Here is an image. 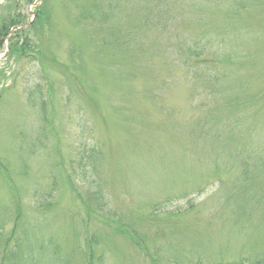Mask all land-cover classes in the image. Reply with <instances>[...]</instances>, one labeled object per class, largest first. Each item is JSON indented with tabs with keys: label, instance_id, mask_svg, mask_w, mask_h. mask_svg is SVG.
<instances>
[{
	"label": "rangeland",
	"instance_id": "374dc122",
	"mask_svg": "<svg viewBox=\"0 0 264 264\" xmlns=\"http://www.w3.org/2000/svg\"><path fill=\"white\" fill-rule=\"evenodd\" d=\"M17 1L48 10L36 59L0 43V264H256L264 0Z\"/></svg>",
	"mask_w": 264,
	"mask_h": 264
},
{
	"label": "trees",
	"instance_id": "16d2710c",
	"mask_svg": "<svg viewBox=\"0 0 264 264\" xmlns=\"http://www.w3.org/2000/svg\"><path fill=\"white\" fill-rule=\"evenodd\" d=\"M10 0H8L7 4H6V15L4 17H2V22L0 23V43L4 40V38H6L11 31L14 28L20 27L23 24H25V15L23 14H19V12H15L16 8L19 6V3L17 1V6L14 7L13 5H9ZM82 11H86V7L82 6L81 7ZM48 9L46 8V5H42L38 8L37 10V18L30 23L29 25H27V27L30 29H25V27L22 29H17L15 31L12 32L11 36L9 37V45H10V54L12 56H15L17 58V60H20L22 58H33L36 59L37 55H36V51L31 50V46L33 44H35L34 48H39L40 45H43L42 43L38 42V39L36 37L35 34H37L38 30L36 28V24L38 22L39 19L44 20L45 18V11H47ZM86 18H88V15H85ZM43 38V37H41ZM206 47L208 48L209 52H212L211 49L208 47V45H202L199 47V44H196L195 47H189V51H190V56L191 57H195L197 59H202L203 56L205 55L206 52ZM37 50V49H36ZM42 53V50L38 51V54L40 55ZM9 54V53H8ZM206 56V55H205ZM207 81H210V78H206ZM216 94H220L219 90L216 91ZM248 96H246L245 100L241 99H235L234 101L230 100V103L227 105V107L229 108L228 110H226V114H230L232 110H238L239 108H241L242 106L247 105L248 101ZM200 122V121H199ZM233 126V125H232ZM231 126V128H232ZM234 129L229 130V138L228 140H219L220 144H227L228 142V146L229 148H233L235 144H231L230 141H233V138L235 137V134L231 136V134L234 133ZM238 133V132H237ZM261 134V133H259ZM263 135V134H261ZM215 138H219L218 136H215ZM254 146L256 148L259 149V152H263L264 153V146L260 147L258 146L256 143H254ZM244 154H245V158H244V162H245V166H250V163L253 162L255 159H257V161L259 160L255 155V151L250 149H245L244 150ZM259 172H263L264 173V161H260L259 162ZM253 177V176H252ZM262 191H264V189H261ZM258 192V191H257ZM158 207L155 208V210H157ZM87 216H90L89 214H86ZM121 223L118 224L119 227L116 228L117 232H120L119 235H123L127 238H131L133 239L134 236V230L133 227L131 228L132 224L130 223H122V221H120ZM135 222V220H134ZM138 227V224H136ZM123 228V229H122ZM94 242H90V246L93 247ZM256 264H264V253L260 256V258L258 257V259L255 260Z\"/></svg>",
	"mask_w": 264,
	"mask_h": 264
}]
</instances>
